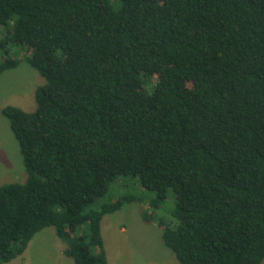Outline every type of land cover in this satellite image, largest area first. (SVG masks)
<instances>
[{
    "label": "trees",
    "instance_id": "1",
    "mask_svg": "<svg viewBox=\"0 0 264 264\" xmlns=\"http://www.w3.org/2000/svg\"><path fill=\"white\" fill-rule=\"evenodd\" d=\"M18 45L44 78L2 113L25 182L0 186V264L54 227L75 264H108L101 222L168 189L181 264H264V0H0V75Z\"/></svg>",
    "mask_w": 264,
    "mask_h": 264
},
{
    "label": "rangeland",
    "instance_id": "2",
    "mask_svg": "<svg viewBox=\"0 0 264 264\" xmlns=\"http://www.w3.org/2000/svg\"><path fill=\"white\" fill-rule=\"evenodd\" d=\"M9 54L19 59V63L0 75V186L27 179L18 141L2 109L13 105L27 112L34 111L35 91L45 83V78L30 65L27 58L30 52L26 48L11 46ZM121 195H133L144 202L125 203L119 210L104 215L101 232L108 264H181L162 243L161 228L157 224L160 219L172 218L173 189H168L161 209L153 212L150 221H145L142 214L149 208L148 201L156 197L155 192L145 189L136 179L120 177L110 185L107 198L102 201H115ZM65 247L54 227H45L33 236L20 257L2 264H75L64 254Z\"/></svg>",
    "mask_w": 264,
    "mask_h": 264
}]
</instances>
